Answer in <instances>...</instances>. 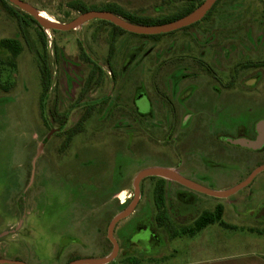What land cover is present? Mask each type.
<instances>
[{
	"label": "rangeland",
	"instance_id": "374dc122",
	"mask_svg": "<svg viewBox=\"0 0 264 264\" xmlns=\"http://www.w3.org/2000/svg\"><path fill=\"white\" fill-rule=\"evenodd\" d=\"M29 1L55 22H70L79 15L71 8L76 0ZM82 1L96 9L117 4L151 17L170 16L186 4L180 0ZM11 11L22 16L24 24ZM199 21L158 36L120 35L112 60L115 77L103 66L99 79L86 87L92 64L82 51L105 64L113 27L94 19L70 31H44L24 11L0 0V40L18 37L22 46L16 58L0 46V222L24 209L28 229L0 242L1 255L20 256L27 264H67L73 258L108 256L113 250L107 236L109 224L130 204L134 179L141 170L177 168L205 188L229 190L264 164V146L254 150L230 142L253 140L257 123L264 120V66L230 76L232 67L223 66L224 76L217 82L191 66L186 72L199 77L183 80L174 95L168 90L169 75L182 65L167 66L170 41L177 46L186 42L185 51H197L198 45L187 38L195 30L204 38L201 47L207 58L222 43L230 47L221 51L219 64L240 49L232 60L240 69L247 60L264 61V3L222 0L209 18ZM218 25L222 30L218 31ZM137 48L142 50L136 52ZM132 52L136 53L126 62ZM43 62L52 73V87L45 95L39 69ZM142 90L151 101L145 98V113L139 114L134 99L142 96ZM159 94L165 111L174 114L160 111L164 107ZM91 103H95L93 109H89ZM89 111L83 131L66 142L67 128ZM61 118L65 123L61 124ZM157 177L143 180L136 213L118 223L114 236L121 249L111 264L214 260L240 250L242 240L252 250L264 251V233L249 231L264 227V170L228 198L209 196L167 179L168 206L180 208V216L188 215L185 224L222 202L226 204L224 219L244 228L229 230L213 224L194 237L172 238L171 232L151 223L156 215ZM146 212L151 219L145 223L155 227L159 238L153 239L152 230L138 224L141 230L136 231L135 241L144 242L139 250L120 235L132 219ZM12 221L1 223L0 231ZM236 234L239 241L232 245Z\"/></svg>",
	"mask_w": 264,
	"mask_h": 264
},
{
	"label": "flooded vegetation",
	"instance_id": "af4514ba",
	"mask_svg": "<svg viewBox=\"0 0 264 264\" xmlns=\"http://www.w3.org/2000/svg\"><path fill=\"white\" fill-rule=\"evenodd\" d=\"M8 3H9V5H11V6H14V7H16V8H18V9H20L19 7H17V6H15V5H13L11 2H9L8 0H6ZM24 1H26V2H28V3H30L31 5H33L29 0H24ZM76 1H80V2H82V3H84L82 0H76ZM2 2L3 3H5V4H8V3H6L4 0H2ZM220 2H222V0L220 1ZM219 2V3H220ZM85 4V3H84ZM215 5V4H214ZM34 6V5H33ZM85 6L86 7H88V8H92L93 10H101L102 8H104L103 6H101L102 8H100V9H96V8H94V7H91V6H87L86 4H85ZM35 7V6H34ZM213 8V7H212ZM211 8V10H213ZM20 10H22V9H20ZM210 10V11H211ZM22 11H24V10H22ZM76 11V10H75ZM209 11V12H210ZM25 13H26V15L28 16V17H31V19H33L37 24H38V26L40 27V28H42L44 31H47V30H45L39 23H38V21L33 17V16H31L29 13H27L26 11H24ZM208 12V13H209ZM212 12V11H211ZM77 13H79L78 11H77ZM206 14V16H204L202 19H207V18H209V16H210V13L209 14ZM40 14L44 17V18H48V19H51L47 14H46V12H44V11H40ZM80 14V13H79ZM19 16V18L18 17H16V19H17V21L18 22H20L21 24H24V22H25V20H24V18L22 17V16H20V15H18ZM221 16L219 15V17H218V20H219V18H220ZM201 19V20H202ZM97 20H100V19H97ZM200 21H197V22H195V23H193V24H191V25H189V26H186V27H191V26H194V25H196V24H198ZM221 21H218V24L220 23ZM184 28V27H183ZM218 31H220V30H222L221 28H219V25H218ZM172 32H174V31H172ZM171 33V32H170ZM112 36V35H111ZM15 38H17L18 40H19V38L18 37H15ZM188 38V40L190 39V42L191 43H193V44H197L198 45V47H196V49H197V51H190L189 52V50H187V51H185V43L186 42H183L182 43V45H178L177 46V44H176V42L175 41H170V43H171V45L169 44V58H167V66H169V68L171 67V66H173V65H182V66H180V67H177L176 69H172V72L170 73V79H171V84H170V86H171V89H168V90H170V92L174 95V94H176L178 91V86H179V84L183 81V80H185V79H188V78H191V79H193V78H198L199 77V75L197 74V73H195V72H193V73H188V72H186V70L188 71V69L191 67V66H193V67H196V68H198V69H200L201 70V72H203L204 73V75H208L209 77H211L212 79H213V81H218L219 79H221L222 78V76H224L223 75V66H231L232 68H231V73L230 74H228L229 76L230 75H232V74H234V73H236V72H238L239 70H240V72L243 70H250V69H252V68H255V67H261V66H264V61H256V60H254V59H251L250 61H248L247 60V62H245L244 64H243V66L241 67V69H240V67L238 66V64L237 63H234L232 60H233V56H236L238 53H240V51H241V49H240V51H236V52H232L231 53V55L229 56V57H227L226 59H227V62L226 63H223V64H219L220 62H218V61H220L221 60V58H222V54H221V51L222 50H224V49H228V50H230V47L227 45V44H225V43H222V44H220L219 46H218V51L217 52H215V53H213V54H211V55H209V57L207 58L206 57V54L202 51V47H201V45H202V43H203V40H204V38H203V36L201 35V32L200 31H196L195 30V32L194 33H191L190 35H189V37H187ZM3 39H12V38H3ZM247 39V38H246ZM42 40H43V42L45 43V40H44V36H42ZM110 40H111V37H110ZM1 41V40H0ZM248 41V40H247ZM241 42H240V40H239V44H240ZM110 44V43H109ZM46 45V44H45ZM225 45V46H224ZM140 50H142V48H137L135 51L137 52V51H140ZM116 51H117V42H116ZM116 51H115V53H114V56H113V58L115 57V55H116ZM180 51V52H179ZM109 52H110V46H109V49H108V53H107V57H106V59H105V64H102V63H100V62H96L95 61V59L93 58V57H91V56H89V54L88 53H86V52H83L82 51V56H83V58L88 62V63H91L92 65V67H91V70H90V72H89V74H88V76H87V79H86V82H85V86L89 83V81H87L88 79H91V83L90 84H92L93 82H94V80L96 79V77L99 79V76L100 75H102V73L105 71L104 70V67L103 66H107L108 67V73L109 74H112L113 75V78L115 77V73H114V68H115V66L112 64V60H113V58H109ZM136 52H132V53H130L129 54V56H128V58L126 59V62L132 57V55L134 54V53H136ZM180 53H182V54H188L189 55V57L187 58V59H180L179 58V55H180ZM251 53H252V49H251ZM228 56V55H227ZM252 60H254V61H252ZM258 60V59H257ZM126 62H125V64H126ZM124 64V65H125ZM219 66V67H218ZM176 67V66H175ZM40 69V68H39ZM181 71H183V72H181ZM178 74V75H177ZM91 76L93 77V78H91ZM166 83V81H164V83L163 84H165ZM167 85H169V84H167ZM227 87H231V85H227ZM112 88H114L113 87V85H112ZM172 90V91H171ZM137 93H138V91H137ZM142 96L140 95V94H138V95H136V97H135V99H134V104H135V106H136V110H137V112L139 113V114H144L145 112H144V107H143V101H145V98L146 99H148L149 101H151L150 100V98H149V96L147 95V92L145 91V90H142ZM159 93V92H158ZM139 96H141V98H138ZM159 96L161 97V99H162V104H163V107H164V110H160L161 112H165V113H167V114H171V113H173L174 114V111L173 112H171V111H169V110H166L165 111V100H164V98L159 94ZM85 101H86V103L87 102H90V100H85V99H81L79 102H84L85 103ZM93 102V101H92ZM150 103V102H149ZM93 106V107H92ZM94 106H95V103L94 104H92L91 103V106L90 107H92V108H89V109H93L94 108ZM91 112V111H90ZM85 114H82V116L80 117V119L84 116ZM88 118H90V117H88ZM61 119H63V118H61ZM79 119V120H80ZM78 122V121H77ZM76 122V123H77ZM62 123H65L64 122V119L62 120V122H61V124ZM75 123V124H76ZM74 125V124H73ZM69 130V128H67V131ZM258 136V131H257V129L255 128V135H254V139L256 138ZM67 138H68V134H67ZM67 141V140H66ZM172 168V167H171ZM175 169H177V168H175ZM178 170V169H177ZM179 171V170H178ZM177 171V172H178ZM179 173L182 175V173L179 171ZM147 178V177H146ZM143 182V181H142ZM176 182V181H175ZM178 183V182H177ZM142 184V183H141ZM180 184V183H179ZM182 185V184H181ZM184 186V185H183ZM186 187V186H185ZM186 188H188V187H186ZM188 189H190V188H188ZM191 190V189H190ZM141 192H142V190H141ZM182 196H186V195H182ZM130 199H131V201H132V199H133V197L132 196H130ZM127 202V201H126ZM140 203V202H139ZM139 205V204H138ZM138 207V206H137ZM137 207H136V209H135V211L130 215V216H132L134 213H136V210H137ZM180 208H176V207H170V206H168V210H169V213H168V216H169V218H170V221H171V223H172V225L173 226H176V225H179V227H182V226H185V225H190V224H192L198 217H199V215L201 214V213H199V214H197V216L196 217H194V219L192 220V222L190 223V224H185L184 223V220L186 219L185 217H188V215H186L185 213H182V217L179 215V213L181 214V211L179 210ZM28 211V210H27ZM157 211V210H156ZM24 212V209H22L21 210V212H17V211H15V212H12V213H10V214H7V217H6V220L5 221H2V222H0V224L1 223H5L7 220H10V221H14V219L16 220L17 219V222L16 223H9V224H7V226H5V228L3 229V230H1L0 231V242H4V241H6L10 236H18V235H20V234H24L26 231H28V229L26 228L27 226H26V222H27V217L25 218V216H24V214L25 213H23ZM179 212V213H178ZM9 213V212H8ZM149 214H148V212H146V213H143V214H141L139 217H135L134 219H132L131 220V222H129V224L128 225H126V228H124V230H122L123 232V235H120L121 237H122V240L123 241H127L130 245H134L135 247H136V249H139V250H142V244L144 243L142 240H137V241H135V236L137 235V232L136 231H138V229H140L141 230V228H143L144 230H146V229H148V228H150L151 230H152V233H153V235H152V238L153 239H157V238H159V235H158V233L155 231V227H153L152 225L150 226V223H145V221L148 219V218H150L151 219V217L150 216H148ZM172 215H173V218H172ZM176 215V217L177 218H175L174 216ZM129 216V217H130ZM181 217V218H180ZM10 218V219H9ZM128 218V217H127ZM156 220V216L154 217V219H151V223L152 224H154V225H157V227H159V225L157 224V222L155 221ZM120 223V222H119ZM138 224H141V228H136V226L138 225ZM118 225V224H117ZM144 226V227H143ZM116 228H117V226H116ZM115 228V229H116ZM115 231V230H114ZM23 238L25 237L24 235L22 236ZM25 239V238H24ZM118 243H119V245H120V249H121V243L119 242V240H118ZM120 252V251H119ZM7 255V254H6ZM3 256V255H1L0 254V259H8V260H20V261H23L22 259H21V257L20 256H15L14 258H11L10 256ZM119 255V254H118ZM153 255V254H152ZM152 255H147V256H149V257H151ZM75 259H78V258H75ZM73 260H74V258H73ZM72 261V260H71ZM68 262H70V261H68ZM67 262V263H68ZM0 264H7V263H0Z\"/></svg>",
	"mask_w": 264,
	"mask_h": 264
},
{
	"label": "water",
	"instance_id": "95a60500",
	"mask_svg": "<svg viewBox=\"0 0 264 264\" xmlns=\"http://www.w3.org/2000/svg\"><path fill=\"white\" fill-rule=\"evenodd\" d=\"M8 1L11 2L13 5L19 7L20 9L26 11L31 16H33L45 30L70 31L76 29L77 27L83 25L88 21L94 19H100V20L109 21L128 32L141 34V35H157L189 26L201 20L204 16H206V14L211 10V8L217 2V0H205L194 11L175 21L158 24V25H140V24L132 23L122 18L121 16L107 10H89L79 14L76 18H74L70 22H66V23L55 22L52 19L44 18L36 7H34L33 5H31L30 3L24 0H8ZM256 129L258 131V136L255 139L251 140L247 138H238L235 140H230V142L254 150L260 149L264 146V120H261L257 123ZM263 170H264V164L256 168L246 180L242 181L233 188L229 190H214V189L205 188L187 179L173 168L151 167V168L143 169L136 175L134 179V197L132 201L124 210H122L120 213L115 215L109 224L107 236L113 244L112 252L105 257L74 259L68 262L67 264H109L110 262L115 260V258L119 254L120 245L118 243V240L114 236V230L120 221L129 217L135 211L136 207L138 206L141 200V183L146 177L160 176L166 179H170L172 181H176L190 189L205 193L209 196H213L217 198H228L237 191H239L240 189L248 186L254 180L256 175ZM0 263L27 264L24 261L8 260V259H0Z\"/></svg>",
	"mask_w": 264,
	"mask_h": 264
},
{
	"label": "trees",
	"instance_id": "16d2710c",
	"mask_svg": "<svg viewBox=\"0 0 264 264\" xmlns=\"http://www.w3.org/2000/svg\"><path fill=\"white\" fill-rule=\"evenodd\" d=\"M4 1L8 3L6 0ZM180 1H183L186 3L184 8L175 14H172L170 16H164V17H151V16L139 15L136 13H131V12L123 10L117 4H112V3L106 5L101 10L110 11L135 24L158 25V24L175 21L179 18H182L188 15L189 13L194 11L197 7H199L205 0H180ZM220 1L221 0H217V2L215 3L212 9H214L219 4ZM261 1L264 3L263 0ZM71 8L78 11L80 14L83 12L89 11V10H93L92 8L90 9L86 7L85 4L80 1L73 2L71 4ZM211 11L209 13H211ZM11 13L15 14L13 11H11ZM15 15L16 17L19 18L18 14H15ZM101 22L109 24L113 27V33H112L111 40H110L109 58H113L114 56V53L116 51L117 38L120 35L124 33H130L133 35H141V34H135V33L128 32L122 29L121 27L116 26L115 24L109 21H106V20H101ZM141 36L152 37V36H158V35H141ZM0 46L12 52L15 58L18 55H20V53L22 52V46H21L20 40H18L17 38L2 39L0 41ZM15 65L16 64L13 62L12 66H15ZM39 66H40V74H41L42 95H45L52 87V73L48 69L47 66L49 65L46 62L41 63ZM91 78L93 77L91 76ZM87 81H89V83L86 85V87L88 85H91L90 84L91 79H88ZM89 116H90V111L89 113H86L76 124L69 127V130L67 131L68 138L66 142L70 143L71 140L74 138V136H76L78 133L83 131L84 123L86 120H88ZM153 198H154V203H155L156 210H157L156 215H155L156 216L155 221L162 229H164L165 231L171 232L172 238H175L178 236L179 237H182V236L194 237L196 234L204 230L207 226L213 225V224H218L219 226L225 229H229V230L244 229L243 227L239 225L231 224L224 219L226 208L223 203L217 204L212 210L210 209L203 210L201 214L199 215V217L192 224L182 226L179 229L178 228L175 229V227L172 225L170 218L168 216V213H169V210H168V180L163 177L156 178V181L154 183V188H153ZM261 216L264 217V213L261 214ZM249 231L256 232L258 234H263L264 227L263 228L251 227L249 228ZM111 263L112 262H110L109 264Z\"/></svg>",
	"mask_w": 264,
	"mask_h": 264
},
{
	"label": "crops",
	"instance_id": "0c3cea01",
	"mask_svg": "<svg viewBox=\"0 0 264 264\" xmlns=\"http://www.w3.org/2000/svg\"><path fill=\"white\" fill-rule=\"evenodd\" d=\"M262 199L264 200V196L262 197ZM219 203H222V202H219ZM224 205L226 208V204H224ZM231 224H233V223H231ZM235 225H237V224H235ZM234 236H235V238L230 241L233 243L232 245L236 244V242L239 241L238 240L239 235L236 234ZM217 242H220L221 245H223L225 243L223 239L222 240L218 239ZM230 242L227 241L226 243H229V245H231ZM242 242H243L242 245H244V247H242L240 250H238V251L236 250V252H234V253L221 255L219 257H216L214 260L203 259L201 261L200 260H198V261H186L183 263H180V262H170L169 263L168 261H166L167 262L166 264H264V251L252 250L251 247L248 245V242H247V244L243 240H242Z\"/></svg>",
	"mask_w": 264,
	"mask_h": 264
},
{
	"label": "built area",
	"instance_id": "2783aa9c",
	"mask_svg": "<svg viewBox=\"0 0 264 264\" xmlns=\"http://www.w3.org/2000/svg\"><path fill=\"white\" fill-rule=\"evenodd\" d=\"M124 202H125V200L122 201V203H124Z\"/></svg>",
	"mask_w": 264,
	"mask_h": 264
}]
</instances>
